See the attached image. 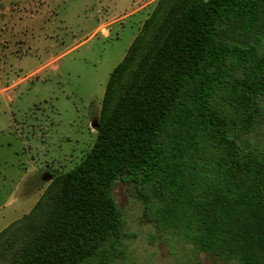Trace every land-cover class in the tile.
<instances>
[{
	"label": "trees",
	"instance_id": "trees-1",
	"mask_svg": "<svg viewBox=\"0 0 264 264\" xmlns=\"http://www.w3.org/2000/svg\"><path fill=\"white\" fill-rule=\"evenodd\" d=\"M102 106L61 191L0 231V264H112L119 178L186 243L263 264L251 250L264 243V139L247 137L264 114V0H157Z\"/></svg>",
	"mask_w": 264,
	"mask_h": 264
},
{
	"label": "rangeland",
	"instance_id": "rangeland-1",
	"mask_svg": "<svg viewBox=\"0 0 264 264\" xmlns=\"http://www.w3.org/2000/svg\"><path fill=\"white\" fill-rule=\"evenodd\" d=\"M137 1L149 0H0V231L51 201L94 144L110 72L157 0L131 13ZM262 117L247 137L259 146ZM112 193L123 220L112 264H236L149 220L132 182L117 179ZM256 246L264 264V243Z\"/></svg>",
	"mask_w": 264,
	"mask_h": 264
},
{
	"label": "crops",
	"instance_id": "crops-1",
	"mask_svg": "<svg viewBox=\"0 0 264 264\" xmlns=\"http://www.w3.org/2000/svg\"><path fill=\"white\" fill-rule=\"evenodd\" d=\"M152 1H153V0H149V1L146 2V3H138L139 1H137L138 5H137V7H136L135 9H133V10L131 11V13H136V12H139V11H141V10H143V9H147V8H149V5H150V3H152ZM140 4H141V5H140ZM102 24H103V23H101L98 27H100Z\"/></svg>",
	"mask_w": 264,
	"mask_h": 264
},
{
	"label": "water",
	"instance_id": "water-1",
	"mask_svg": "<svg viewBox=\"0 0 264 264\" xmlns=\"http://www.w3.org/2000/svg\"><path fill=\"white\" fill-rule=\"evenodd\" d=\"M91 126H93L94 128H98V125H97V123H91ZM51 178V175L49 174V172H44V174L42 175V179L43 180H49Z\"/></svg>",
	"mask_w": 264,
	"mask_h": 264
}]
</instances>
